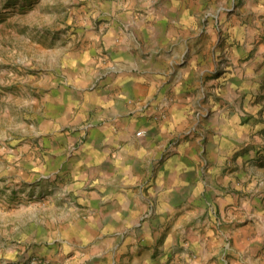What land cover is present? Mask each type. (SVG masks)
I'll list each match as a JSON object with an SVG mask.
<instances>
[{
    "label": "rangeland",
    "instance_id": "374dc122",
    "mask_svg": "<svg viewBox=\"0 0 264 264\" xmlns=\"http://www.w3.org/2000/svg\"><path fill=\"white\" fill-rule=\"evenodd\" d=\"M115 1L123 3L120 13L145 26L158 22L152 14L176 6L194 12L184 60L204 50L205 71L193 83L195 98L183 121H169L178 102L172 92L155 107L153 122L165 124L166 136L143 168L149 177L135 184L144 192L135 220L78 233L73 218L89 213L81 195L99 178L83 180L72 170L85 166L82 148L103 116L100 106L80 101L83 91L66 78L78 71L72 58L79 59L89 74L87 93L103 88L111 53L90 55L84 34L101 43L114 35L117 24L103 11ZM125 2L0 0V264H264V0ZM241 67L258 82L247 87V98H225V73L237 75ZM229 108L234 113L226 117L240 136L220 143L223 135L218 141L215 133ZM189 140L197 153L192 193H179L183 202L168 210L161 192L183 178L165 162H174ZM69 211L71 224L58 220Z\"/></svg>",
    "mask_w": 264,
    "mask_h": 264
},
{
    "label": "crops",
    "instance_id": "0c3cea01",
    "mask_svg": "<svg viewBox=\"0 0 264 264\" xmlns=\"http://www.w3.org/2000/svg\"><path fill=\"white\" fill-rule=\"evenodd\" d=\"M134 1L136 0H128L125 3H134ZM118 3L115 1L110 9L103 11L104 15L112 17L113 22L117 24L114 35L101 43L98 36L94 37V33L85 32L84 34L85 40L90 43L89 47L92 50L90 55L94 54L93 49L100 52L105 49L111 53L113 61L111 69L101 74L104 76L103 88L95 94L87 93L85 81L88 73L79 59L72 58L71 62L77 66L78 71L69 74L66 78H69L74 89L79 88L83 91L80 101L83 99L89 105L100 106L103 116V122L97 123L92 129L93 138L82 148L81 155L85 166L82 169L72 170L83 180L96 178V176L99 178V185L94 188L87 187L88 189H84L81 195L80 201L89 213L87 216L77 213L73 218L79 222L78 233H82L83 229L88 227L114 228L135 220L136 212L144 208L143 199H141L144 192L141 188L135 187V184L137 180L149 177L150 172L146 174L143 168L146 161L151 162L153 158H156L158 149L162 147L161 141L159 144L156 142L166 136L165 124L153 122L155 107H159V102L172 92L178 102L171 109L169 121H172L173 125L183 121L185 115L191 110L192 100L195 98L193 83L197 76L205 71L204 50L189 54L184 60L185 49L182 42L185 33L193 28L190 24L196 20L194 12L183 14L177 12L176 6L171 12L155 16L152 14L151 17L158 22L145 26L136 16L134 18L132 13H120L123 3ZM254 4L256 5V2ZM215 47L216 44L211 49L212 59L215 58ZM249 63L256 65L255 61ZM250 64L247 62L246 67ZM246 67L239 68L237 75L235 72L225 73L229 82V90L224 92L225 98L231 94L240 100L243 96L245 98L249 96L247 87L256 84L258 79L250 78L249 76H253L254 73L247 72ZM259 82H261L260 79ZM253 89L257 90L258 86ZM245 92L246 95H244ZM147 100L148 103H146ZM143 103L145 106L150 104L151 107L143 108ZM233 113L231 108L226 114L224 113L223 127L215 133L218 141L223 135L220 143L239 139L240 132L237 133L232 120L226 117V115L233 116ZM215 122L218 123L219 118ZM141 128L145 132L139 133L138 129ZM189 143H191L190 140L182 143L174 162L171 160L165 162L166 165L171 166L175 178H183L181 184H177L180 182L176 180L172 186H168L161 192L163 195L161 205H165L168 210L176 208L183 202L182 198H178L179 193L187 195L191 192L189 190H191L195 166L192 154L197 153L193 149L194 145L191 146ZM115 145L123 146L122 150L119 152L113 150ZM68 210L73 211V207ZM94 211L97 212L93 213ZM62 216L58 218L59 221L72 223L70 211L64 212ZM51 243L54 241L49 242Z\"/></svg>",
    "mask_w": 264,
    "mask_h": 264
}]
</instances>
